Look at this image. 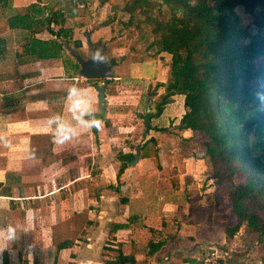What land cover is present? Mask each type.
Returning <instances> with one entry per match:
<instances>
[{"label": "crops", "instance_id": "obj_1", "mask_svg": "<svg viewBox=\"0 0 264 264\" xmlns=\"http://www.w3.org/2000/svg\"><path fill=\"white\" fill-rule=\"evenodd\" d=\"M11 2L19 13L36 4ZM6 25L0 31L6 40L0 57V264H200L199 248L226 241L228 226L209 196L214 187L200 171L204 160L192 153L195 135L177 128L184 113L176 123L155 128L176 99L183 105V96L172 97L146 133L127 118L142 120L140 70L126 82L115 66L107 85L77 74L69 78L64 53L54 60L27 55L23 34ZM36 38L54 39L47 32ZM156 75L155 85L163 84ZM95 85H105L104 116ZM74 86L93 109L83 119L99 120V127L74 118ZM163 93L157 89L158 97ZM149 98L139 101L142 109ZM119 225L124 228L115 231ZM9 230L13 239L5 242Z\"/></svg>", "mask_w": 264, "mask_h": 264}, {"label": "trees", "instance_id": "obj_2", "mask_svg": "<svg viewBox=\"0 0 264 264\" xmlns=\"http://www.w3.org/2000/svg\"><path fill=\"white\" fill-rule=\"evenodd\" d=\"M11 3L0 0V9L7 15L9 30L23 34L24 52L40 60L62 58L65 44L72 39V31L64 28L66 19L76 17L77 6L85 1L66 14L51 12L41 3L19 13ZM157 5L171 10L167 21L153 18ZM237 9L251 18L254 35L242 24ZM124 11L139 18L140 25L153 26L149 48L155 56L165 53L171 57L166 82L156 85L164 89L163 95L157 103L151 101L152 95L148 100L145 132L152 130L150 121L172 97L183 96L185 112L177 128L191 130L199 139L208 159L211 185L222 188L238 221L225 230L226 236L232 238L245 227L264 239V0H133ZM42 32L54 39H37ZM5 44L0 38V57ZM62 62L69 78H74L78 65L66 57ZM123 228L119 225L114 230Z\"/></svg>", "mask_w": 264, "mask_h": 264}, {"label": "rangeland", "instance_id": "obj_3", "mask_svg": "<svg viewBox=\"0 0 264 264\" xmlns=\"http://www.w3.org/2000/svg\"><path fill=\"white\" fill-rule=\"evenodd\" d=\"M80 1L82 0H36V4L41 3L42 5H46L47 8L51 10V12L61 10L64 14H66L70 13L67 11L72 10V7L77 3H80ZM84 1L85 4H80V6H77L75 11L77 16L66 19L64 28L70 29L72 31L71 42L66 44H68V46L74 52L80 53L84 60H87L92 56L87 44L88 38H90V41L94 47L98 42H101L102 45L106 46V56L108 63H114L116 64L115 66H119V69L116 70L118 71V76H122L126 81L133 71L135 73L140 70V73L137 74V77L142 81V83L136 84L140 87L139 91L143 92L140 100L144 101L146 98L151 97L152 95V98H154L153 103H157L160 99V96L158 97L157 94V87L155 85L156 82H153L154 77L156 72H158L156 75L157 80L160 82L162 81L163 83L166 82L168 76V65L170 63L171 57L165 53L160 54L161 56H155L154 50L149 48V44L153 41V36L151 34L153 26L140 25L138 20L139 18H131L125 13L124 7L126 3L130 4L133 0H108V2L105 4H101V0ZM236 12L242 19V24L244 26H248L250 34L254 35L256 33V29L250 26L251 18L247 15H244L240 9H237ZM2 13V16H0V31H5L7 27V15L4 11H2ZM136 13L143 17L141 10H137ZM151 14L155 19L167 21L171 17L172 13L167 6L157 5ZM57 29L58 28H55L56 31ZM48 35L50 34L48 33ZM18 39L21 41L20 36H18ZM66 44L64 48V56L75 62L70 53L66 50ZM61 63L63 65L62 61ZM126 90L130 93V91H135V88H128ZM139 91L136 90L135 92L139 94ZM124 95L128 94L126 93ZM139 101L137 105L139 104V111L142 120L138 117H134V115L131 114H127V118L132 124H140L144 129L143 131H145L146 128L144 115L146 110L142 109V104H140ZM176 101L177 102H175L173 105L169 106L166 111L165 118L162 120L164 121L163 124L156 126V129H158V127L165 126L167 123H176V121L185 112L180 98L176 99ZM170 117H172V120H170ZM130 120L135 121L132 122ZM155 124L156 123L153 120L150 121L151 128L152 125ZM194 137L195 146L192 148V153L194 152L193 154L197 158L204 160L203 167L200 171L205 174L208 173L210 177L211 174L208 159L205 157L203 147L198 142L199 139L196 136ZM151 140L149 144H152ZM150 149L152 150L155 148L154 146H150ZM214 190V195L209 196L210 199H212V203L214 202L219 212L218 219L226 222L224 224V226H228L226 229L235 226L238 221L232 214L231 206L227 201L225 193L223 192L222 188H214ZM92 215L96 217V210H94V212L92 211ZM83 217H85V215ZM85 227L87 226L84 225L83 228ZM220 227L223 228V225H220ZM225 239V242H220L221 240L215 241L211 245L199 248L198 261H204L206 255L212 249H217L227 254L223 260L224 263L222 264H263L264 239L260 238L258 234L251 233L248 229L242 227L234 238L232 237L231 240H228V237L226 236ZM105 252L109 254V251L106 250ZM103 259L102 261L104 262L105 257Z\"/></svg>", "mask_w": 264, "mask_h": 264}, {"label": "water", "instance_id": "obj_4", "mask_svg": "<svg viewBox=\"0 0 264 264\" xmlns=\"http://www.w3.org/2000/svg\"><path fill=\"white\" fill-rule=\"evenodd\" d=\"M87 44L89 47L92 56L99 51L102 56L105 57V61L103 63L95 62L92 59V56L87 60H84L80 53L74 52L68 44H66V50L70 53L72 58L75 60L76 64L79 67L77 75L85 80L89 79H96V80H112L114 78L115 72L113 71L115 65L109 64L107 61V54H106V46L102 45L101 42H98L97 45L94 47L90 41V38L87 40ZM105 85L101 87L98 91V106L102 115L104 116L105 110L103 101L105 98ZM138 160V156H135L134 163ZM133 163V164H134Z\"/></svg>", "mask_w": 264, "mask_h": 264}, {"label": "clouds", "instance_id": "obj_5", "mask_svg": "<svg viewBox=\"0 0 264 264\" xmlns=\"http://www.w3.org/2000/svg\"><path fill=\"white\" fill-rule=\"evenodd\" d=\"M92 59L98 63H103L105 61V57L102 56L99 51H97L92 56ZM69 99L71 101L70 110L73 112L74 118L79 122V124L85 127H99L101 123L99 120L91 119L86 121L83 119L85 115H91L93 111L90 100L84 94L83 90L75 86L72 87L70 89ZM59 131L64 134L65 139L68 138L67 131H65L63 126L60 127ZM12 239H13V235L11 233V230H9V232L4 234L3 240L5 242H8L11 241Z\"/></svg>", "mask_w": 264, "mask_h": 264}, {"label": "built area", "instance_id": "obj_6", "mask_svg": "<svg viewBox=\"0 0 264 264\" xmlns=\"http://www.w3.org/2000/svg\"><path fill=\"white\" fill-rule=\"evenodd\" d=\"M226 256H227L226 253L217 249H212L206 255V258L202 262L203 264H220V262L223 261Z\"/></svg>", "mask_w": 264, "mask_h": 264}, {"label": "flooded vegetation", "instance_id": "obj_7", "mask_svg": "<svg viewBox=\"0 0 264 264\" xmlns=\"http://www.w3.org/2000/svg\"><path fill=\"white\" fill-rule=\"evenodd\" d=\"M90 51V50H89ZM109 64H114V63H109ZM114 65H116V64H114Z\"/></svg>", "mask_w": 264, "mask_h": 264}]
</instances>
